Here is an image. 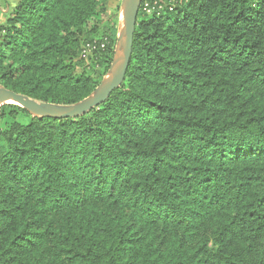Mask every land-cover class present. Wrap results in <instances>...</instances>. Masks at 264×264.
Returning a JSON list of instances; mask_svg holds the SVG:
<instances>
[{
    "label": "trees",
    "instance_id": "1",
    "mask_svg": "<svg viewBox=\"0 0 264 264\" xmlns=\"http://www.w3.org/2000/svg\"><path fill=\"white\" fill-rule=\"evenodd\" d=\"M110 2L19 0L0 86L90 97L116 58ZM146 2L163 9L144 2L104 104L0 109V264H264V0Z\"/></svg>",
    "mask_w": 264,
    "mask_h": 264
},
{
    "label": "water",
    "instance_id": "2",
    "mask_svg": "<svg viewBox=\"0 0 264 264\" xmlns=\"http://www.w3.org/2000/svg\"><path fill=\"white\" fill-rule=\"evenodd\" d=\"M143 2L144 0H125L123 13L120 17L119 42L121 41L123 43V52L120 61H117L116 52L115 62L111 70L112 72L114 69L113 76L106 82L104 80L90 97L72 106H58L35 101L27 96L0 86V109L6 105L14 104L27 110L35 117L60 120L84 116L104 104L125 82L131 64L134 36Z\"/></svg>",
    "mask_w": 264,
    "mask_h": 264
},
{
    "label": "rangeland",
    "instance_id": "3",
    "mask_svg": "<svg viewBox=\"0 0 264 264\" xmlns=\"http://www.w3.org/2000/svg\"><path fill=\"white\" fill-rule=\"evenodd\" d=\"M124 2H125V0H111V2H110V9H109V15L115 14L116 11H117V9H119L120 14L122 15L123 9H124ZM170 16L174 18L175 17V14H171ZM102 32H103V30H101V36L103 37ZM101 39H103V38H101ZM122 52H123V43L120 41L119 44H118V47H117V58H118V62L120 61ZM112 76H113V73H112V75L108 76L105 79V82L108 81V80H110V78Z\"/></svg>",
    "mask_w": 264,
    "mask_h": 264
},
{
    "label": "crops",
    "instance_id": "4",
    "mask_svg": "<svg viewBox=\"0 0 264 264\" xmlns=\"http://www.w3.org/2000/svg\"><path fill=\"white\" fill-rule=\"evenodd\" d=\"M19 0H0V28L5 25L9 14Z\"/></svg>",
    "mask_w": 264,
    "mask_h": 264
},
{
    "label": "built area",
    "instance_id": "5",
    "mask_svg": "<svg viewBox=\"0 0 264 264\" xmlns=\"http://www.w3.org/2000/svg\"><path fill=\"white\" fill-rule=\"evenodd\" d=\"M145 2V4H144ZM143 4H144V12H146L147 14H151L153 11L157 10V11H161L163 9V7L159 6L158 9H156V6H157V2H154V8L152 9L150 7V5L146 2V0H144ZM142 4V6H143ZM141 6V8H142ZM170 11H173V8L171 7L170 8Z\"/></svg>",
    "mask_w": 264,
    "mask_h": 264
},
{
    "label": "bare ground",
    "instance_id": "6",
    "mask_svg": "<svg viewBox=\"0 0 264 264\" xmlns=\"http://www.w3.org/2000/svg\"><path fill=\"white\" fill-rule=\"evenodd\" d=\"M117 61H118V60H117ZM117 61H116V63H117ZM113 72H114V69H113V71L110 73V75H112ZM110 75H109V76H110Z\"/></svg>",
    "mask_w": 264,
    "mask_h": 264
}]
</instances>
